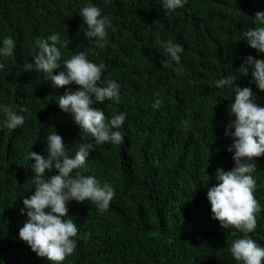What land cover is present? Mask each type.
I'll list each match as a JSON object with an SVG mask.
<instances>
[{
	"label": "trees",
	"instance_id": "trees-1",
	"mask_svg": "<svg viewBox=\"0 0 264 264\" xmlns=\"http://www.w3.org/2000/svg\"><path fill=\"white\" fill-rule=\"evenodd\" d=\"M89 3L109 16L115 29H108L102 48L84 36L79 12ZM257 11H264V0H187L171 13L159 0H0V46L4 38L15 42L13 55L0 57L5 65L0 105L16 112L27 108L22 126L0 130V264H52L19 239L26 219L22 201L35 191L34 161L28 156L30 151L47 156L45 137L56 130L70 155L74 141L83 142L71 114L61 111L56 100L67 87L75 91L78 86L57 88L34 69L23 72L38 50L36 41L53 33L70 41L57 45L61 62L84 51L90 61L105 65L100 83L111 79L120 85L119 103L94 106L108 118L126 115L119 129L122 144L89 138L94 148L80 171L101 187L110 185L115 195L103 214L88 201L68 202L64 219L74 220L79 235L74 254L62 264H239L230 247L244 234L212 219L206 193L219 183L218 168L234 166L233 153L227 151L232 138L224 135L234 119L228 113L234 95L215 81L239 75L248 55L264 59L243 36L255 27ZM167 40L184 49L179 65L160 46ZM177 67L183 69L179 75ZM236 83L250 87L264 106V91L252 82L251 68ZM157 99L162 106L154 109ZM254 160V195L262 210L248 236L264 247V156ZM55 174L46 170L45 177Z\"/></svg>",
	"mask_w": 264,
	"mask_h": 264
},
{
	"label": "clouds",
	"instance_id": "clouds-1",
	"mask_svg": "<svg viewBox=\"0 0 264 264\" xmlns=\"http://www.w3.org/2000/svg\"><path fill=\"white\" fill-rule=\"evenodd\" d=\"M159 3L166 13H171L184 7L187 0H159ZM79 15L86 25L85 38H95L96 46L104 47L108 29L115 31L110 17L102 15L101 9L92 3L81 7ZM252 18L255 27L243 31L244 39L251 48L264 53V11L255 12ZM69 43L62 41L56 33L38 39V50H34L32 62L26 61L23 65V72L31 73L34 69L44 74V78L50 79L57 88L73 84L78 86L75 91L67 87L56 100L61 111L71 114L80 129L79 133H83L79 135L83 142L74 141L70 155L63 137L56 130L45 137L47 156L30 151L28 159L34 161L30 169L35 191L23 199L20 209L26 219L19 228V239L38 257L46 258L52 264H62L77 248V224L73 219H64L69 216L68 202L88 201L101 214L109 209L115 195L113 188L108 184L101 187L94 176L85 175L80 169L84 168L90 150L94 148L89 138H93L97 144H122L124 136L119 129L126 119L122 112L108 118L103 109L94 106L104 104L106 100L119 103L120 85L111 79L100 83L105 65L90 61L84 51L72 54L61 62L62 53L57 45L66 47ZM159 43L170 59L179 65L183 47L171 40ZM14 49L13 39L4 38L0 57H11ZM161 64L168 67L165 60ZM4 67V63H0V69ZM239 68V75L230 74L215 81L218 88L228 86L234 95L228 108V113L234 119L229 121L224 132L226 137L232 138L227 151L233 153L234 166L230 170H216L215 178L219 183L209 187L206 196L211 205L212 219L218 220L224 229L234 228L244 234L232 243V257L239 264H264V247L248 236V233L255 231L257 214L262 210L254 195L256 180L251 173L257 170L254 158L264 156V106L256 102L255 93L250 87H241L236 83L240 77L247 76L251 68L252 82L264 91V59L248 55ZM56 69L61 70L54 74L53 70ZM175 71L179 75L183 69L177 67ZM20 74L18 72L17 77ZM161 106L159 99L153 104L154 109ZM25 112L26 107H20L16 112L7 105H0V130H15L22 126L25 117L21 113ZM53 169L57 170V174L46 178V170ZM89 235L87 233L82 238L86 239Z\"/></svg>",
	"mask_w": 264,
	"mask_h": 264
}]
</instances>
